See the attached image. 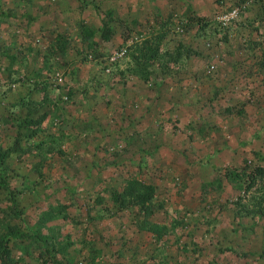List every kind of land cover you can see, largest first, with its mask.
Masks as SVG:
<instances>
[{
  "label": "rangeland",
  "instance_id": "obj_1",
  "mask_svg": "<svg viewBox=\"0 0 264 264\" xmlns=\"http://www.w3.org/2000/svg\"><path fill=\"white\" fill-rule=\"evenodd\" d=\"M258 2L1 0L0 239L33 224L53 233L28 254L10 235L0 264H264V218L237 236L264 207V174L226 177L243 154L246 173L260 162L250 148L264 155ZM153 37L143 81L131 54Z\"/></svg>",
  "mask_w": 264,
  "mask_h": 264
},
{
  "label": "trees",
  "instance_id": "obj_2",
  "mask_svg": "<svg viewBox=\"0 0 264 264\" xmlns=\"http://www.w3.org/2000/svg\"><path fill=\"white\" fill-rule=\"evenodd\" d=\"M259 2V10L261 12V18L264 20V0H258ZM0 4H1V0H0ZM195 17V16H193ZM11 20L10 17H8V14H6L5 12H1L0 13V21H5L8 22L9 20ZM80 32L82 35V38L85 39V41L87 42V47H90L91 49L95 48L97 46V43L99 40H95L94 36H95V31L91 30L90 27L88 25H86V23L84 21H82L80 23ZM100 30V39L101 40H109L112 36V31L110 30L109 26L107 25V23H103L101 27H99ZM56 36H58L57 39V46L59 48L62 47V45H66L67 44V39L65 37V35L62 34H57ZM61 43V44H60ZM139 45V44H138ZM61 46V47H60ZM160 49V41L157 40V38L153 39H148L145 38L141 44L139 46H137V49L135 50L134 53L131 54V57L133 59L134 62V67L137 69V74L139 75V77H141L143 79V81H146L148 79L147 76V69H146V65H150L151 61H153L154 59H156V56L158 55V51ZM4 56L8 58L9 60V65L14 64L17 61V56L15 54H7L4 53ZM145 65V66H144ZM239 150H241V148H239ZM243 150V149H242ZM10 151L6 148L3 149L2 151H0V167L3 164V162L5 160L8 159L9 155H10ZM250 154H253V157L258 161H260L259 163H256L253 167V170L251 172H249V170H247V173L245 170H243L244 167H246V165L248 164H252V159H250V157L248 158L245 154L242 155V157H238L236 158V162H234L232 164V166H230L229 170L227 171L228 174H226V177H228V179H230L235 185L236 187H239L238 185H241L242 182L244 181H248L247 184H251L254 182V180L261 176L262 174H264V155L262 152H259L258 150L255 149H251L250 148ZM239 155V154H238ZM255 163V162H254ZM261 163V164H260ZM244 166V167H243ZM249 169L251 165H248ZM250 173V179L248 178ZM209 182H218L220 180L216 179V180H212V179H207ZM248 185V187H249ZM0 187L3 189H9L8 183L5 181H1L0 182ZM244 188V187H242ZM245 190L247 188H244ZM244 191V190H243ZM153 193L154 191L151 189L150 186H146L142 192H138L137 194L134 195V199L140 203H146L147 201H150L151 198L153 197ZM130 195L132 194V192L129 193ZM258 208L257 210H255V212L250 215V218L252 220L251 224H250V229L245 228L244 230L242 229V224H240V229L242 231H237V236H239L238 238H242V235L245 237V239H249V236L251 235V233L249 232L251 229H254V225L262 218H264V207L260 206L259 204L256 205ZM52 210V208H51ZM48 218H52V214L46 215L44 219H48ZM0 219L6 220L7 218H5L3 215L0 216ZM42 216L39 217V220H42ZM52 221V220H51ZM53 226L47 227L46 225L45 227L42 226H37V224H33V226L28 225V228L26 230V232L23 231H16V232H12L9 231V233L4 236L3 238L0 239V252L1 253V257H2V261H6V263L8 262V252H6V249L8 247V242H9V237L11 236H15V238H13V240L16 239H20L22 242V248H23V252L28 254L31 253V248L35 247V243L38 242L40 243V247H43L45 249H47V244L45 243L46 239L50 240L52 237L53 233ZM47 229L45 232H47V235H42L45 232L43 231V229ZM251 232L253 233V230H251ZM44 239V240H43ZM43 240V241H42ZM42 241V242H41ZM229 249H231L230 246H228ZM232 251V250H230ZM38 255H40L38 253ZM45 260V259H44Z\"/></svg>",
  "mask_w": 264,
  "mask_h": 264
},
{
  "label": "crops",
  "instance_id": "obj_3",
  "mask_svg": "<svg viewBox=\"0 0 264 264\" xmlns=\"http://www.w3.org/2000/svg\"><path fill=\"white\" fill-rule=\"evenodd\" d=\"M238 51H240V49H238ZM247 79H251V78H247ZM242 80V79H241Z\"/></svg>",
  "mask_w": 264,
  "mask_h": 264
}]
</instances>
